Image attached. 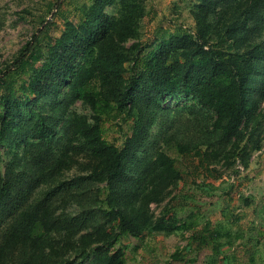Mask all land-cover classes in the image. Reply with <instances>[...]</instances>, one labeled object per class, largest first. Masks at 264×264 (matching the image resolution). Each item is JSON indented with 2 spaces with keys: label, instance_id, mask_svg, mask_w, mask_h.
<instances>
[{
  "label": "rangeland",
  "instance_id": "374dc122",
  "mask_svg": "<svg viewBox=\"0 0 264 264\" xmlns=\"http://www.w3.org/2000/svg\"><path fill=\"white\" fill-rule=\"evenodd\" d=\"M226 1L0 0V69L38 34L42 19L48 22L36 44L42 59L23 75L31 88L40 90L47 72L56 77L67 57L86 48L87 26L104 27L101 46L113 45L115 60L125 59L121 78L102 75L98 85L113 104L100 122L103 138L119 147L129 140L125 171L117 178L97 180L92 174L95 157L72 133L74 122L94 121L91 107L70 95L74 72L86 63L85 50L57 95L46 93L33 102L35 94L25 92L26 105L0 145V182L8 189L0 208V239L9 218L23 211L45 218L47 228L35 232L29 251L26 245L14 249L17 262L99 264L98 254L107 244L80 237L92 232L97 238L99 229L116 231V210L138 208L144 183L163 152L175 159L179 178L161 202L149 204L144 234L123 237L124 264H264V93L255 97L241 129L223 134L212 128L213 112L193 95L164 98L153 89L145 66L132 67L147 56L155 63L150 57L160 45L168 50L167 65L182 61L204 41V48L226 49ZM245 22L246 30L229 32L235 46L264 48V8ZM135 43L138 48L129 47ZM133 74L139 87L117 109L113 90H124ZM42 123L54 127V135L33 139Z\"/></svg>",
  "mask_w": 264,
  "mask_h": 264
},
{
  "label": "trees",
  "instance_id": "16d2710c",
  "mask_svg": "<svg viewBox=\"0 0 264 264\" xmlns=\"http://www.w3.org/2000/svg\"><path fill=\"white\" fill-rule=\"evenodd\" d=\"M264 8V0H227L224 6V14H229L227 27L223 34L225 48H215L204 41L193 46L184 59L173 60L166 64L167 53L160 45L150 58H155L153 63L148 56L134 61V69L145 66V71L151 79L153 89L162 97H168L173 93L193 95L200 106L210 109L214 114L212 128L223 134H232L243 126L255 97L264 93V48L259 44H247L235 46V39L230 35V30L245 29V20L261 15ZM218 16L214 22L219 24ZM47 21L41 20L42 28L38 34L25 44L19 55L3 69H0V145L4 142L7 131L13 119L20 115L25 100L29 98L25 92L29 90L35 94L33 102H36L46 93L57 95L64 78L73 69V62L83 50L86 51V63L74 72L70 84V95L73 100L81 99L94 111L93 123L86 120L76 121L72 127V133L80 136L84 144L95 157L97 164L92 174L97 180L113 179L124 174V158L129 149L127 140L123 146H116L107 142L102 136L101 120L103 115L111 109V102L99 89V79L102 75L107 78H121L122 62L115 60L117 50L113 45L102 47L101 39L105 35V28L87 26V35L82 43L86 48L79 47L58 68L56 77L47 72V78L40 90L31 88L28 80L23 78L33 65L42 59V54L36 44L39 35L47 27ZM104 30V31H103ZM246 30V29H245ZM122 39V38H121ZM108 40L111 41L109 38ZM138 48L139 44H131L129 47ZM136 63V64H135ZM52 62L44 66V71L49 69ZM138 76L141 71H136ZM135 74L131 82L124 90H113L118 98L115 100V108L121 109L130 101L133 92L138 89ZM117 89V88H116ZM32 101V100H31ZM113 107V106H112ZM54 127L42 123L32 133V138L43 140L54 135ZM142 144L139 140L137 146ZM178 149V145L177 148ZM181 155L183 150H177ZM198 153V152H197ZM233 155V158L237 157ZM159 165L152 170L144 183L139 199L138 208L125 213L121 209L116 210V231L107 232L96 230L97 238H93L92 232L83 234L80 238L95 239L107 244V249L98 254L99 264H124L123 237L138 238L144 234V228L148 224L146 212L150 203H159L163 200L166 190L179 178L180 170L176 166L174 158L160 152L156 159ZM99 168V170H98ZM7 185L0 182V208L4 205L7 196ZM163 220H160L162 223ZM161 224H158V226ZM47 228V221L32 211H23L19 216H12L5 224L3 238L0 239V264H30L28 259L17 262L15 250L25 246L29 251L35 232L41 227ZM28 254V253H27ZM86 257V256H85ZM83 264V260L78 262Z\"/></svg>",
  "mask_w": 264,
  "mask_h": 264
}]
</instances>
